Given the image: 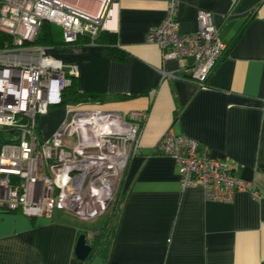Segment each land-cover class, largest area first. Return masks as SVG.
<instances>
[{
    "label": "crops",
    "instance_id": "crops-1",
    "mask_svg": "<svg viewBox=\"0 0 264 264\" xmlns=\"http://www.w3.org/2000/svg\"><path fill=\"white\" fill-rule=\"evenodd\" d=\"M68 1L95 14L102 0ZM112 1L105 32L124 60L95 44L47 52L76 68L78 92L102 96L86 106L146 115L120 185L116 229L79 261L78 237L84 233L90 246L99 231L61 211L35 219L2 213L0 264H264V0H176L182 33L197 29L199 11L210 12L219 27L225 50L203 89L184 80L191 60L163 61L146 43L149 29L165 18L167 0ZM168 132L208 149L235 177L253 183L260 199L237 193L219 203L198 188L182 190L174 161L156 151Z\"/></svg>",
    "mask_w": 264,
    "mask_h": 264
},
{
    "label": "built area",
    "instance_id": "built-area-1",
    "mask_svg": "<svg viewBox=\"0 0 264 264\" xmlns=\"http://www.w3.org/2000/svg\"><path fill=\"white\" fill-rule=\"evenodd\" d=\"M113 6L102 0L92 14L68 0H0V33L8 39L0 47V214L17 210L35 219L61 211L92 221L117 208L145 113L67 105L58 131L42 139L39 119L61 103L77 70L34 44L42 22L60 28L66 44L80 36L94 41L109 30ZM176 14V0H167L165 18L149 29L146 43L158 47L163 61L191 60L184 80L206 88L225 50L219 27L210 12L199 11L197 29L182 33ZM156 151L174 161L182 190L198 188L205 199L219 203L231 202L237 193L261 197L253 183L235 177L191 138L168 132Z\"/></svg>",
    "mask_w": 264,
    "mask_h": 264
},
{
    "label": "trees",
    "instance_id": "trees-1",
    "mask_svg": "<svg viewBox=\"0 0 264 264\" xmlns=\"http://www.w3.org/2000/svg\"><path fill=\"white\" fill-rule=\"evenodd\" d=\"M7 40H8L7 37L0 33V47H1V43ZM34 44L47 49L48 48L57 49L64 46L77 47L88 44H95L103 48V51L108 58L118 61H122L125 59V54L122 51H120L115 45V36L105 31L101 32L97 37V39L94 41H91L88 37L80 36L74 43L66 44L62 39V32L60 28L48 22H42L38 34L35 38ZM102 100H103L102 96L100 95L78 92L76 88V79H72L71 85L62 92L61 103L58 105V107L64 108L67 105L75 106V105L94 104V102L101 103ZM1 137L2 136L0 135V141H1ZM119 199H121L120 208H114L111 211L109 224H107L105 228H103L102 230H99L98 234L94 239V243L90 245L92 248V252L89 258L94 254V252L98 248V244L100 245V241L101 244L107 242L109 239L108 240L106 239L113 235L114 230L116 229L117 226L118 215L121 211V207L123 204L122 197H120ZM117 207H119V204L117 205ZM8 213L20 214V211L16 210Z\"/></svg>",
    "mask_w": 264,
    "mask_h": 264
},
{
    "label": "rangeland",
    "instance_id": "rangeland-1",
    "mask_svg": "<svg viewBox=\"0 0 264 264\" xmlns=\"http://www.w3.org/2000/svg\"><path fill=\"white\" fill-rule=\"evenodd\" d=\"M64 119V109L62 107H54L51 108L49 115L46 117L44 116L43 118H40L38 126L39 130L41 132V138L45 139L48 138L49 133L56 130L55 132L58 131L60 125L62 124V121ZM53 135H51L49 138H51ZM117 202L119 204L120 208L121 206V199H117ZM116 204V205H118ZM116 213V212H115ZM111 217V212L108 211L104 213L103 215L99 216L97 219L92 220L91 222H85L81 221V226L84 228H87L88 230H95L99 231L105 228L107 224H109V219ZM111 223V222H110Z\"/></svg>",
    "mask_w": 264,
    "mask_h": 264
},
{
    "label": "water",
    "instance_id": "water-1",
    "mask_svg": "<svg viewBox=\"0 0 264 264\" xmlns=\"http://www.w3.org/2000/svg\"><path fill=\"white\" fill-rule=\"evenodd\" d=\"M91 252L92 248L87 244L85 234H81L77 239L74 249V255L76 259L79 261H87Z\"/></svg>",
    "mask_w": 264,
    "mask_h": 264
},
{
    "label": "flooded vegetation",
    "instance_id": "flooded-vegetation-1",
    "mask_svg": "<svg viewBox=\"0 0 264 264\" xmlns=\"http://www.w3.org/2000/svg\"><path fill=\"white\" fill-rule=\"evenodd\" d=\"M119 196H120V194L118 193L117 196H116V198L119 199Z\"/></svg>",
    "mask_w": 264,
    "mask_h": 264
}]
</instances>
